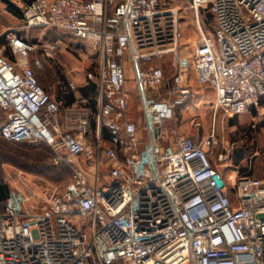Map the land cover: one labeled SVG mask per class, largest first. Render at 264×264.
<instances>
[{
    "label": "built area",
    "instance_id": "2783aa9c",
    "mask_svg": "<svg viewBox=\"0 0 264 264\" xmlns=\"http://www.w3.org/2000/svg\"><path fill=\"white\" fill-rule=\"evenodd\" d=\"M23 1L29 28L62 30L97 54L98 71L88 74L96 110L83 99L64 115L36 77L44 64L30 60L37 45L3 33L14 60L0 49V137L49 148L53 165L73 174L42 209L36 192L8 193L0 264H264V180L244 175L228 190L212 162L214 134L161 144L167 121L194 97L193 73L215 92V114L264 111V0H190L200 39L188 58L180 11L163 0ZM205 9L213 31L203 28ZM131 83L145 139L128 118Z\"/></svg>",
    "mask_w": 264,
    "mask_h": 264
},
{
    "label": "rangeland",
    "instance_id": "374dc122",
    "mask_svg": "<svg viewBox=\"0 0 264 264\" xmlns=\"http://www.w3.org/2000/svg\"><path fill=\"white\" fill-rule=\"evenodd\" d=\"M163 1L180 11L184 34L180 52L182 57L188 58L200 39L190 0ZM23 2L25 1L0 0V49L7 58L14 60L3 33L16 30L19 36L37 45L30 60L32 62L40 58L44 64L43 69H36V77L46 93L65 104L63 114L67 115V108L76 101L83 102V99H87L95 111L97 86L88 78V74L95 75L98 71L97 54L87 44L62 30L29 28L23 15ZM200 14L203 28L213 31L215 24L209 11L201 10ZM49 45L55 47L54 57L50 60L43 58ZM174 62L175 59L169 57L162 63L167 80L174 74ZM72 83L76 85V90L72 89ZM198 84L193 73L194 97L176 110L174 119L167 121L164 128L165 139L161 140V144L171 146L178 134L199 135L201 138L214 134L218 144L212 150V162L229 180L231 187V178L236 176V180L244 175L264 180V111L254 107L248 113L238 116H226L222 111L215 114V92ZM85 91H88L90 98L84 95ZM129 91L131 97L128 118L140 128L144 123L135 84L129 85ZM83 105L85 102L81 103L82 107ZM4 118L0 110V128ZM222 153L227 156L224 161L219 160ZM72 174L68 167L53 165L52 156L45 146L13 144L0 137V187H6L9 193L20 191L31 195L36 192L41 198L34 202L35 206L42 209L47 204V198L65 189ZM0 207L1 212L3 208ZM89 222L87 218L77 221L82 226H87Z\"/></svg>",
    "mask_w": 264,
    "mask_h": 264
},
{
    "label": "trees",
    "instance_id": "16d2710c",
    "mask_svg": "<svg viewBox=\"0 0 264 264\" xmlns=\"http://www.w3.org/2000/svg\"><path fill=\"white\" fill-rule=\"evenodd\" d=\"M84 95L85 96H87L88 98H90L89 97V93H88V91H85V93H84ZM96 101V100H95ZM94 127H95V125H94ZM105 133H106V136H108V134H107V131L105 130ZM47 148V147H46ZM48 150H49V148H47ZM49 152H50V150H49ZM50 154H51V152H50ZM52 156V155H51ZM70 169V168H69ZM71 170V169H70ZM8 190H7V188L6 187H0V206H2V208H3V204H4V202H5V200H6V198H7V196H8ZM0 209H1V207H0Z\"/></svg>",
    "mask_w": 264,
    "mask_h": 264
},
{
    "label": "crops",
    "instance_id": "0c3cea01",
    "mask_svg": "<svg viewBox=\"0 0 264 264\" xmlns=\"http://www.w3.org/2000/svg\"><path fill=\"white\" fill-rule=\"evenodd\" d=\"M199 85V84H198ZM200 86V85H199ZM215 98H216V94H215ZM56 100V99H55ZM62 102V101H61ZM190 102V101H189ZM254 108V107H253ZM255 108H257V109H261V110H263L261 107H255ZM140 137L141 138H146L147 137V135H146V132L142 129V127H140ZM253 177V176H252ZM232 180H233V185H232V187H234V185H235V183L237 182V176L236 177H232L231 178ZM226 187H227V189L228 190H232L233 188L231 187V185H230V182H229V180L227 179V184H226Z\"/></svg>",
    "mask_w": 264,
    "mask_h": 264
},
{
    "label": "bare ground",
    "instance_id": "6f19581e",
    "mask_svg": "<svg viewBox=\"0 0 264 264\" xmlns=\"http://www.w3.org/2000/svg\"><path fill=\"white\" fill-rule=\"evenodd\" d=\"M73 92V91H72Z\"/></svg>",
    "mask_w": 264,
    "mask_h": 264
}]
</instances>
